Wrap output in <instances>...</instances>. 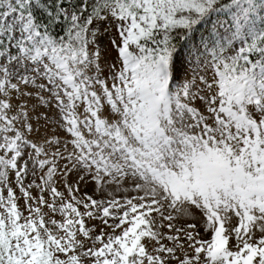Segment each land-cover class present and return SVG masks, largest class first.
Returning a JSON list of instances; mask_svg holds the SVG:
<instances>
[{"label":"snow or ice","instance_id":"6c2138e0","mask_svg":"<svg viewBox=\"0 0 264 264\" xmlns=\"http://www.w3.org/2000/svg\"><path fill=\"white\" fill-rule=\"evenodd\" d=\"M0 264H264V0H0Z\"/></svg>","mask_w":264,"mask_h":264}]
</instances>
